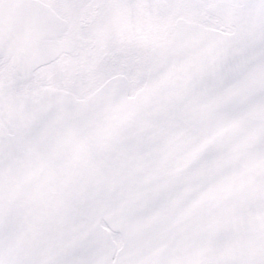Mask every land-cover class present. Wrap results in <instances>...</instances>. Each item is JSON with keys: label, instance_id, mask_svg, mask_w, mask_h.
<instances>
[{"label": "snow or ice", "instance_id": "6c2138e0", "mask_svg": "<svg viewBox=\"0 0 264 264\" xmlns=\"http://www.w3.org/2000/svg\"><path fill=\"white\" fill-rule=\"evenodd\" d=\"M0 264H264V0H0Z\"/></svg>", "mask_w": 264, "mask_h": 264}]
</instances>
